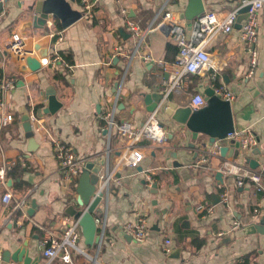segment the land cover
<instances>
[{
  "label": "crops",
  "instance_id": "1",
  "mask_svg": "<svg viewBox=\"0 0 264 264\" xmlns=\"http://www.w3.org/2000/svg\"><path fill=\"white\" fill-rule=\"evenodd\" d=\"M37 1L8 0L0 5V47L13 33H22L27 37L30 56L42 65L38 72L24 71V60L0 55V74L16 85L5 95L15 121L4 130L2 143L6 158L18 162L8 174L11 203H3V190L0 192L1 258L5 251L13 254L27 245L30 257L35 260L39 256L43 264L41 242L52 234L64 233L69 221L74 220L68 214L70 207L84 210L78 204L80 178L72 184L65 182L53 140L72 147L79 160L100 163L109 145L105 115L116 106V124L128 122L133 128L141 127L151 113L158 111L167 141L163 145L149 140L139 143L145 152L144 161L136 170L118 173L122 183L111 187L102 243L87 246L82 235L80 247L84 252L97 257L99 264H264V235L248 231L264 216V191L258 192L248 180L239 186L236 178L225 172L228 162L252 170L246 158L258 160L260 167L252 171L263 174L264 186V14L259 24L254 77L247 79L250 60L242 47L241 30L217 35L208 48L217 69L212 71L215 83L227 86L236 95L231 103L235 129L252 128L259 137L261 154H254L257 149L244 153L228 144L226 156L213 157L207 166L195 171L190 166L197 150L209 139L201 136L194 140L174 116L190 107L195 94H205L213 81L210 74L185 75L184 89L170 95L162 93L179 50L170 40L169 25L162 23V17L156 19L159 13L181 18L192 0H126V14L114 0H91L93 20L84 17L83 0H67L83 15L67 29L54 19H49L45 27L35 26L29 9ZM244 1L203 3L205 11L223 17L238 10ZM129 21L141 30L154 24L146 37L147 53L152 57L149 61H144L141 54L132 58L137 41L127 27ZM44 59L50 61L49 65H43ZM52 92L62 105L56 114L46 115L43 111ZM156 93L164 95L161 103L153 97ZM23 108L32 116L33 144L21 121ZM39 121L44 123L45 133L34 131ZM126 145L127 141L114 131L110 142L113 163ZM219 173L221 179H217ZM22 201L26 205L20 209ZM138 215L149 220L142 243L123 233ZM168 240L170 254L165 252ZM54 264L67 263L59 259ZM72 264L94 263L88 256L73 252Z\"/></svg>",
  "mask_w": 264,
  "mask_h": 264
},
{
  "label": "built area",
  "instance_id": "2",
  "mask_svg": "<svg viewBox=\"0 0 264 264\" xmlns=\"http://www.w3.org/2000/svg\"><path fill=\"white\" fill-rule=\"evenodd\" d=\"M8 0H0V5H4ZM123 14L125 10L126 0H114ZM169 1V0H167ZM242 6H250V11L247 13L248 18L242 25L241 41L243 50L249 55V71L247 79L254 77L258 66V51L256 44L259 38L260 18L264 14V0H246ZM241 6V7H242ZM240 7V8H241ZM83 14L86 19L93 20L95 17L94 3L91 0L82 1ZM239 8V9H240ZM238 10L230 12L226 16H221L213 11H205L202 15L195 18L189 26L178 16L174 14L159 13L156 19L162 17V23L170 27V40L178 48L179 53L174 64L171 67V78L169 82L163 85L162 93L170 95L172 92H180L183 88V78L185 75H202L210 74L213 81L211 89L214 96L219 99L232 103L235 100V93L230 91L223 84H216V77L212 75V71H216L208 48L213 40L219 34H230L235 30V25L238 20ZM152 24L147 30H141L135 23L129 21L128 29L136 38L137 45L133 52L132 58L141 54L144 61H149L152 57L147 53L148 44L146 37L153 31ZM62 41V38L59 39ZM7 53L10 56L24 60L31 55L27 50V37L22 33H13L6 43L0 47V55ZM50 61L43 60V65H49ZM166 65V64H165ZM167 66V65H166ZM122 85V84H121ZM16 89V85L5 79L0 74V192L2 191V201L5 204L11 203L13 195L8 190L7 180L8 174L18 164L15 160H8L5 156V149L2 143V135L4 130L9 127L15 117L8 110V103L5 100V95ZM121 89V86L119 90ZM119 97V96H117ZM207 106V99L204 93L195 94L190 100V107L193 111H199ZM35 119V118H34ZM116 106L113 110L106 113V132L108 136V149L106 151L105 163L101 166L98 174V184L96 186L97 195L103 194L101 201V213L96 218L97 235L101 238V243L105 235L107 226L108 202L111 195V187L113 184L120 185L122 178L118 177V173L123 170H136L145 159V152L139 146L143 140H149L156 145H163L167 141V134L159 120L158 111L150 114L145 124L141 127L133 128V126L124 122L116 124ZM34 131L37 133L46 132V128L42 121L38 122ZM114 131L120 138L127 141V145L119 153L118 160L113 163L111 156L112 150L110 142ZM236 142L239 145V150L247 153L252 152L259 147L260 140L252 128L235 129L229 133L224 139L216 138L213 143L207 141L205 146L197 150L196 159L190 166L191 169L198 171L207 166L211 158L220 156L221 149L228 144ZM54 155L58 161L60 171L65 178V182L72 184L86 169L89 160H79L75 150L67 146L61 140H53ZM23 165L24 160L21 159ZM225 172L228 175L234 176L239 186H242L247 180L252 183L258 192L264 191L263 174L259 171H252L243 168L236 163L228 162L225 164ZM149 179L152 181L151 177ZM226 201V199H225ZM25 201L19 205V208H24ZM104 207V208H103ZM200 213L204 211L202 207L198 209ZM257 213L259 211H256ZM149 220L145 215H138V219L134 223H128L124 227V235L130 236L134 241L142 243L145 241L148 230ZM82 240L81 227L78 220H71L66 226L64 233L61 236L51 235L41 242L43 264H54L57 260H62L64 263L72 264V253L78 252L88 256L94 264H99L97 257L93 258L87 255L80 247ZM171 240L166 242L165 252L171 253ZM2 258L0 256V262Z\"/></svg>",
  "mask_w": 264,
  "mask_h": 264
},
{
  "label": "water",
  "instance_id": "3",
  "mask_svg": "<svg viewBox=\"0 0 264 264\" xmlns=\"http://www.w3.org/2000/svg\"><path fill=\"white\" fill-rule=\"evenodd\" d=\"M250 9V6H242L239 9V17L235 25L236 29H242V25L247 20V13ZM29 11L34 15L33 24L41 27H45L49 19H54L60 21L62 27L67 29L83 17L82 13L73 9L67 0H40L35 2L34 6H32ZM204 12L205 6L203 0H192L186 11L181 15V19L190 26L191 22ZM3 56L4 58L9 57L7 53H4ZM41 56L44 57L45 54ZM27 69L38 72L42 69L41 62L35 57L28 56L25 59V67H23L24 71ZM116 87V89H118L119 84H117ZM205 96L207 99V106L205 108L199 111H193L190 107L180 109L176 112L174 119L187 127L193 134L194 140H198L201 136H205L209 139L208 141L211 144L216 138L224 139L229 133H232L235 130V125L230 102L215 97L211 88L205 92ZM153 97L156 98L157 103H161L164 99V95L160 93L154 94ZM48 101V108L43 111V114H56L62 104L58 102L53 92L49 96ZM21 114L23 115L21 121L23 122L25 131L32 135L30 144H33L35 142V137L33 136L32 116L26 108L21 110ZM42 116V114L39 115V117ZM232 144L235 145L236 148H239L236 142H232ZM203 146H205V144ZM194 147L195 145H193V148ZM228 151V147H223L221 149V155L223 157L226 156ZM236 153H238V150ZM254 154L260 156L261 152L257 148ZM246 162L252 170H257L260 167L258 160L246 158ZM104 163L105 160H102L98 164L89 163L79 179V185L77 187L79 194L78 204L80 207H83L84 210L78 211L74 207H70L68 210V214L73 219L79 221L85 244L90 247L101 245V238L97 235L96 214L101 212V199L103 194L97 195L96 186L98 184V174ZM221 178L222 173H219L217 179ZM33 209H36V204H33ZM248 231L249 234L259 233L264 235V216L261 218L259 224L252 225L248 228ZM128 237L132 240L130 236ZM2 261L7 264L10 262L15 264H40L39 256H37L35 260L30 257L27 251V245L18 248L13 254L5 251L2 256Z\"/></svg>",
  "mask_w": 264,
  "mask_h": 264
},
{
  "label": "rangeland",
  "instance_id": "4",
  "mask_svg": "<svg viewBox=\"0 0 264 264\" xmlns=\"http://www.w3.org/2000/svg\"><path fill=\"white\" fill-rule=\"evenodd\" d=\"M83 207H81V209H82Z\"/></svg>",
  "mask_w": 264,
  "mask_h": 264
}]
</instances>
